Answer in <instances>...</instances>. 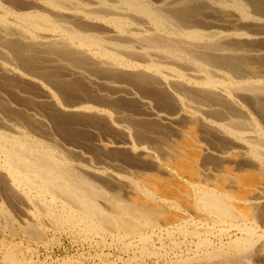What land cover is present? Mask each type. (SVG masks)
<instances>
[{
    "label": "bare ground",
    "instance_id": "1",
    "mask_svg": "<svg viewBox=\"0 0 264 264\" xmlns=\"http://www.w3.org/2000/svg\"><path fill=\"white\" fill-rule=\"evenodd\" d=\"M263 217L264 0H0L1 224L254 264Z\"/></svg>",
    "mask_w": 264,
    "mask_h": 264
},
{
    "label": "rangeland",
    "instance_id": "2",
    "mask_svg": "<svg viewBox=\"0 0 264 264\" xmlns=\"http://www.w3.org/2000/svg\"><path fill=\"white\" fill-rule=\"evenodd\" d=\"M82 139L84 141L83 142L84 147L89 148L88 146L91 142H88L87 139H90V136L87 137V135H82ZM112 174H114V173H112ZM115 174L117 175L118 173H115ZM126 174L128 176H130L129 175L130 173H121V175H123V176H125ZM152 174H153V176H151ZM155 174L154 173H140V176L142 175L141 177L143 178L145 175H148L149 177H151V179L149 178L151 181L152 180H154V181L158 180L156 183H158L159 185H157V184L156 185L159 188H162L163 185H165L163 191H166L167 190L166 188L170 187V186H171L170 189H172V190L177 188V186L183 187L182 185L184 182L181 179H179L177 181V180H175L176 179L175 177H174L175 179L170 178V177H168L169 178L168 179L165 176H159V175H157V173H155ZM238 174H240L242 176H244V175L248 176L251 173H243V174L238 173ZM154 175H155V178H154ZM180 180H181V183L179 182ZM178 183H180V184H178ZM168 184H170V185H168ZM102 186H103L102 188L105 189L107 192H111V193L116 192V191L114 192V188L110 184L109 185L104 184ZM108 188H111V190H108ZM115 190H117V189H115ZM4 204L5 203H3V205ZM4 206L7 207V208L5 207L6 209H8V206L6 204ZM9 212H10V214L11 213L13 214V212L11 210H9ZM169 212L170 211L168 210V213ZM168 213H166V214H168ZM167 216L169 217V215H167ZM13 217L15 219H17V217L14 214H13ZM165 217H166V215L163 216V218H165ZM0 222H2V221H0ZM4 224H5V222H4ZM4 224L2 223L1 224L2 226L0 225L1 226L0 231H2V232H0V236H1L0 239L2 242L1 241L0 242L2 244H5V245H3L4 248L7 247V248L3 249V246H1V243H0V246H1L0 247V255H1L0 256V263H3V264H4V262L2 261L3 253L6 254L7 253L6 251L11 250L10 249L11 247H12L11 251L13 252L14 258L16 257L15 258L16 260L19 259L20 264L22 261H24L23 264H62V263H68V262L71 264H102V263L103 264H135V263L136 264H169L180 256L183 259H185V257L191 258V255H193V251L195 250L194 249L195 245H193V244H194V242H196V240L193 237H189V238L184 237L181 234H179L177 231L168 237V235L166 236V231L163 230L164 228L162 227V229H160L158 231L156 230L155 234L149 233V235L152 236V238H151L152 242L150 241L148 244H146L144 246V249H146V248H147V250L149 249V251H151V253H150V255H149V253H145L146 254L145 255L143 253L139 254L140 253V251L138 250L139 244L137 242H134V241H131L128 239L120 242L117 240V238L116 239L112 238V236H110L109 234H103V235L98 236V237L96 235L87 237V236H84L83 233H81V231L73 230L74 228H72L71 226H68V225H64L63 227L54 226V225L51 226L48 224H44V222L38 221V222H35L33 224V226L35 225L36 227L35 226L32 227V228H35V231H33L35 235H30L31 236L30 237L29 234H25L24 232H22V234H23L22 236L20 235L21 231H20V228H18L19 225L16 222H12V227L11 226L9 227V225L11 223H8L7 225L6 224L4 225ZM259 225L263 226L260 228H264V221H259ZM65 227H67V228H65ZM36 228H38L39 231H36L37 230ZM43 228H45V229H43ZM32 230H34V229H32ZM6 231H9V232H6ZM15 232H16V234H14ZM148 232H150V230ZM8 234H11V235H8ZM231 234H234V233L232 232ZM25 235L28 236V239H27V236H25ZM211 240H214L215 244L217 243L216 238L212 239V237H211ZM128 241H130L131 243H128ZM3 242H5V243H3ZM20 242H21V244H20ZM171 243H173V245ZM13 244H15V245L13 246ZM128 244H130V245H128ZM178 244H179V248H177ZM125 245H126V247H125ZM19 246H21V247H19ZM158 247H160V248H158ZM14 248H16V251ZM178 250H180V251H178ZM158 251L160 254L157 253ZM161 251H162V253H161ZM18 252H20V253L18 254ZM151 254H153L155 256H151ZM172 254H173V256H172ZM254 259H255V261H254ZM254 259H253L254 264H264V252L257 255ZM65 261H67V262H65Z\"/></svg>",
    "mask_w": 264,
    "mask_h": 264
}]
</instances>
